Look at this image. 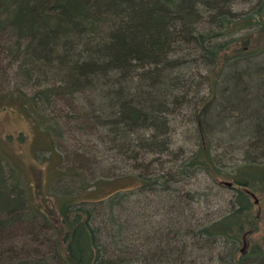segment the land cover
<instances>
[{"label":"trees","instance_id":"trees-1","mask_svg":"<svg viewBox=\"0 0 264 264\" xmlns=\"http://www.w3.org/2000/svg\"><path fill=\"white\" fill-rule=\"evenodd\" d=\"M0 35L26 78L59 82L29 97L0 91V111L16 109L48 136L42 109L89 91L83 125L125 169L110 178L74 161L59 169L53 148L46 188L70 182L54 198L37 175L24 187L5 169L0 143V264H203L204 254L208 264H264V113L240 85L264 100V0H0ZM201 64L209 69L195 83L186 70ZM183 114L193 128L180 138ZM198 176L232 192L224 213L198 219L175 206L208 200L185 189ZM150 195L172 204L153 226L132 216L133 196ZM27 215L22 249L8 238Z\"/></svg>","mask_w":264,"mask_h":264},{"label":"rangeland","instance_id":"rangeland-1","mask_svg":"<svg viewBox=\"0 0 264 264\" xmlns=\"http://www.w3.org/2000/svg\"><path fill=\"white\" fill-rule=\"evenodd\" d=\"M10 48H13V41H8L6 35H0V91L19 90L29 97L41 88L59 84V82H55L54 78H37L36 76L26 78L24 76V69L21 70L20 59L14 58L11 55ZM193 55L192 52L190 55L185 51L180 57L185 58L188 63H191L190 59L193 58ZM208 69V67L201 64L187 68L186 71L187 73L190 71L189 73L194 76L193 81L196 83L200 80L198 74L204 76ZM240 85H248L245 88H251L243 96L247 106H252L253 110L264 113V100L258 97V93L255 92L256 90L253 84L246 83L242 80ZM204 90L199 93L200 97L205 96ZM92 100V94L89 91H82L80 94H75L72 97H66L60 100L55 98L52 101L54 105L43 108L42 111L44 112L41 113L44 120L55 127V130L50 132L48 136L40 134L39 129L35 127L34 119L18 113L16 109L15 112L11 110L0 111V143L6 149V154H8V156H4L3 158L5 169L7 171L13 170L15 176L17 175L21 179L24 187H28L29 184L33 186L35 182L34 178L37 175L41 181L42 190L47 196L51 195L54 198H61V192L65 189L69 190L70 182L64 179L60 181L55 180L46 188L45 182L52 179L56 172V157L53 154H49L53 148L63 154L65 160L59 169H63L69 165V161H74L75 164L81 166L79 172L88 177L92 175L95 177L102 176L110 178L113 175L125 173V169L122 168L123 163L116 162L117 159L114 158L113 154L111 156L104 154V146L98 141L99 133L96 132L95 134L92 128H89L88 125V127H84L85 125H83V116L88 113V110L93 109L90 107ZM186 112L190 114L188 110ZM178 118L180 119L181 117ZM181 120L180 131L178 130L177 132L180 138L186 129L193 128V124L188 123V118L184 114ZM231 123L232 120H227V123L223 126L224 130L227 131L230 129ZM49 124L46 125L50 126ZM241 126L245 127V124L242 123ZM177 133L173 138L175 142H177V137L179 136ZM19 136L22 137V140L17 141ZM50 156L52 160L49 159ZM185 189L192 192L191 195L196 198L198 194L208 196L207 201L204 200L202 203L197 204L186 202L185 200L182 202L181 197L178 201L172 198L176 203L175 206L179 207V211L184 216H188L193 212L197 215L196 218L198 219H203L204 216L211 218L217 217L224 213L227 207L226 200L232 196L230 190H225L218 186L212 187L210 180L200 176L192 179L191 183ZM53 197H49L51 202L54 200ZM133 201L136 206L132 207V216L145 217L148 224L152 226L156 223L160 215L165 212L163 209H166L171 204L169 200L161 203L154 196L152 197V195L146 196V202L141 197L138 198L135 196H133ZM162 207L164 208L162 209ZM31 221L32 217L27 215L15 227L18 232L16 234L10 233L8 242L22 249L28 247L31 244V236L28 235ZM203 257H205L203 264H208L206 254ZM213 264H216V262Z\"/></svg>","mask_w":264,"mask_h":264},{"label":"water","instance_id":"water-1","mask_svg":"<svg viewBox=\"0 0 264 264\" xmlns=\"http://www.w3.org/2000/svg\"><path fill=\"white\" fill-rule=\"evenodd\" d=\"M256 202V201H255Z\"/></svg>","mask_w":264,"mask_h":264}]
</instances>
